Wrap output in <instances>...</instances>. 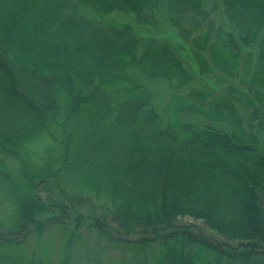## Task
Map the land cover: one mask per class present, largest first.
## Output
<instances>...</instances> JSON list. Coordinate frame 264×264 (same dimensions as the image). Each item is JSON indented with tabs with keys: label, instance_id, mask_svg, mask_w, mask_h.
<instances>
[{
	"label": "trees",
	"instance_id": "trees-1",
	"mask_svg": "<svg viewBox=\"0 0 264 264\" xmlns=\"http://www.w3.org/2000/svg\"><path fill=\"white\" fill-rule=\"evenodd\" d=\"M204 4L0 0V261L57 229L66 254L92 235L164 245L166 264H264V0ZM144 79L165 81L161 106Z\"/></svg>",
	"mask_w": 264,
	"mask_h": 264
},
{
	"label": "rangeland",
	"instance_id": "rangeland-1",
	"mask_svg": "<svg viewBox=\"0 0 264 264\" xmlns=\"http://www.w3.org/2000/svg\"><path fill=\"white\" fill-rule=\"evenodd\" d=\"M205 7L210 8L217 5L216 13L217 16L220 14L218 12V6H221L220 0H204ZM12 13V12H11ZM103 19L104 22H110L115 25H120L123 23H129L134 27L135 33L137 35H143L145 33H151L152 30L148 27L139 26L135 20V16L131 13H116L112 12L109 15L98 16ZM220 18L224 21L223 17ZM219 20V22H223ZM159 28H156L153 32L157 37H161L164 31L169 29L168 24L165 22L164 17H159ZM145 84L153 92L155 97V104L161 106L165 98L162 97V92L165 91L166 83L163 80H150L144 79ZM93 127L95 122L92 123ZM99 139L100 137H97ZM95 147H89L88 150L84 152L85 157H91V152ZM95 150V149H94ZM83 153V151H82ZM81 153V155H82ZM93 166H96L94 163ZM92 168V165H91ZM100 170L95 169L97 175H99ZM104 173V172H101ZM122 180V179H121ZM216 194V193H215ZM212 194L211 196H215ZM150 196V194H149ZM177 228H182L186 226L189 232L193 236L200 237L205 240L210 241H222L223 238L220 234L210 230L203 222L199 219H192L190 216L185 215L180 217L177 221ZM83 238L78 243L72 245L71 250L66 254L62 248V233L57 229L47 231L43 234V240L32 238L30 241L22 244L18 248H12L1 255H6L0 264H28V260L34 259L33 264H166L167 259L164 258V253L166 252V247L163 245H158L157 243H152L149 246L142 247L139 249L134 245L130 247H125V244H120L117 246L103 245L101 242H97V236H87ZM64 242V241H63ZM231 245H236L235 241L229 242ZM102 244V245H101ZM133 246V247H132ZM132 247V248H131ZM42 261L38 262L37 259ZM1 260V259H0ZM22 263H19V262ZM223 263V262H222ZM225 263V262H224ZM236 264V263H235Z\"/></svg>",
	"mask_w": 264,
	"mask_h": 264
}]
</instances>
